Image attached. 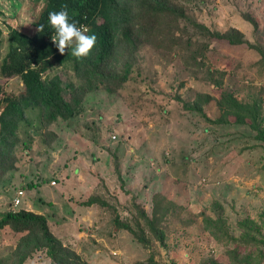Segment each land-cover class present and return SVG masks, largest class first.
I'll return each mask as SVG.
<instances>
[{"label":"rangeland","instance_id":"374dc122","mask_svg":"<svg viewBox=\"0 0 264 264\" xmlns=\"http://www.w3.org/2000/svg\"><path fill=\"white\" fill-rule=\"evenodd\" d=\"M179 1L187 17L180 24L192 40L208 45L204 67L185 66L183 53L142 45L129 80L106 88L92 72L81 81L70 65L52 61L43 78L57 76L88 90L69 121L45 127L40 108L25 109L15 169L0 180V217L18 210L44 216L52 235L87 264H135L149 256L158 264H229L248 253L264 264V244L231 240L239 236L237 223L249 219L264 242V144L251 127L256 105L264 121V60L245 45L209 39L192 24L234 28L264 54V0ZM43 4L0 0V65L9 31L32 34ZM21 92L18 77L0 74V99ZM63 97L69 98L67 89ZM185 103L199 104L219 122L185 110ZM236 118L246 123L235 124ZM260 132L264 137V123ZM18 190L22 200L13 207ZM90 197L106 206L83 205ZM160 200L169 208L157 225L163 245L152 239L144 248L127 231L115 230V216L134 226L139 212L150 217ZM205 217L224 220L219 236L204 229ZM21 235L0 230V264H14ZM23 263L52 264L44 250Z\"/></svg>","mask_w":264,"mask_h":264},{"label":"trees","instance_id":"16d2710c","mask_svg":"<svg viewBox=\"0 0 264 264\" xmlns=\"http://www.w3.org/2000/svg\"><path fill=\"white\" fill-rule=\"evenodd\" d=\"M43 1L38 18L33 24L32 34L15 29L9 31L8 50L0 65V74L3 77H18L22 83V92L19 95L2 93L0 99V180L6 173L15 169L17 158L14 149L19 141L17 129L26 122L25 109L40 108L45 127L58 120L69 121L78 113L88 89L84 84L65 85L57 76L43 78V74L51 68L52 61L70 65L69 69L73 75L81 81H85L92 72L106 88H119L129 80L134 53L142 45L169 53H183L184 65L187 67L199 69L205 65L208 45L192 40L186 28L180 24L187 17L179 0ZM65 5L69 22H75L78 27H87L89 32L86 34L96 36V44L87 57L77 59L72 56L75 44L69 45L65 54L61 55L52 43L51 37L55 35V30L48 23V15L52 11L61 10ZM244 19L256 27L254 19L248 15H244ZM41 24L44 25V31L39 32L37 29ZM192 24L209 39L224 41L229 46L245 45L257 51L264 60L260 48L244 41L242 33L238 30L229 28L226 31H217L200 24ZM63 89L68 90V99L63 97ZM184 109L201 114L210 123L219 122L208 119L197 103H185ZM260 112V106L256 105L251 127L256 132V139L264 144V137L260 132L264 121ZM234 122L246 123L241 118H236ZM82 204L106 206V203L96 197H90ZM168 211L169 208L160 200L153 205L150 217L143 211L139 212L134 226L115 216L114 228L117 231H127L144 248L150 246L152 239L163 245L164 234L157 225ZM203 225L211 236L217 237L223 232L225 222L221 218L205 217ZM143 227L147 228L150 237L146 235ZM5 228L22 234L13 251L14 264H24L35 251L40 250H44L52 264H87L52 235L46 218L42 215L25 210L8 211L0 217V230ZM237 228L240 231L239 236L231 237L232 241L241 245L264 244L258 239V229L249 219L239 221ZM259 263L255 255L248 253L237 255L229 264ZM135 264L158 263L153 256H149L144 262Z\"/></svg>","mask_w":264,"mask_h":264},{"label":"clouds","instance_id":"9594fccd","mask_svg":"<svg viewBox=\"0 0 264 264\" xmlns=\"http://www.w3.org/2000/svg\"><path fill=\"white\" fill-rule=\"evenodd\" d=\"M48 23L55 30L51 40L61 55H64L68 46L74 43L72 56L77 59L87 57L96 44V36L86 34L89 32L87 27H78L75 22H69L66 5L59 11L50 12ZM37 31H44V25H39Z\"/></svg>","mask_w":264,"mask_h":264},{"label":"built area","instance_id":"2783aa9c","mask_svg":"<svg viewBox=\"0 0 264 264\" xmlns=\"http://www.w3.org/2000/svg\"><path fill=\"white\" fill-rule=\"evenodd\" d=\"M50 185L54 186L55 182L51 181ZM22 195H23V191L22 190H18L16 193L15 198L13 199V207H18L21 203L22 200Z\"/></svg>","mask_w":264,"mask_h":264},{"label":"crops","instance_id":"0c3cea01","mask_svg":"<svg viewBox=\"0 0 264 264\" xmlns=\"http://www.w3.org/2000/svg\"><path fill=\"white\" fill-rule=\"evenodd\" d=\"M51 186V185H50ZM53 187V186H52ZM91 206H93V205H91ZM91 206H89V207H91Z\"/></svg>","mask_w":264,"mask_h":264}]
</instances>
